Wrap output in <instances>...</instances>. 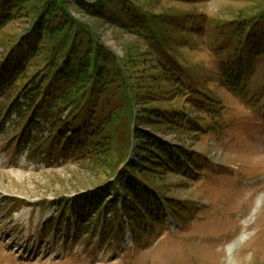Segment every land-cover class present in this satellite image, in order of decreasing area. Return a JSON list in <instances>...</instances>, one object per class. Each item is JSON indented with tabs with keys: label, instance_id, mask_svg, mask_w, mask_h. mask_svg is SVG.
Here are the masks:
<instances>
[{
	"label": "rangeland",
	"instance_id": "obj_1",
	"mask_svg": "<svg viewBox=\"0 0 264 264\" xmlns=\"http://www.w3.org/2000/svg\"><path fill=\"white\" fill-rule=\"evenodd\" d=\"M146 4L151 6L142 10L143 19L156 29V46L163 45L168 55L155 52L149 62L137 63L139 68L153 69L147 73L149 79L162 65L169 72L167 59L174 54L180 59L179 68L188 70L185 78L191 72L198 86L195 101L182 97L149 104L166 112L171 108L187 111L199 126L194 123L182 128L177 123L145 130L214 162L210 168L203 160L202 164L196 161L198 173L192 169L193 174L184 178L170 173L157 182L168 197L194 203L188 204L189 215L184 222L175 220L176 230H168L166 215L165 223L152 227V236L143 237L136 246L120 243L118 238L105 239L102 227L95 232L92 224L87 227L88 234L78 238L74 230L71 235L66 229L52 232L51 221L57 217L60 199H78L112 174L111 166L115 169L119 162L115 163L118 142L115 138L108 162L95 163L86 154L78 156L71 151L60 153L57 159L47 155L44 160L39 149L31 152L29 147L7 142L19 128L14 114L0 122V264H264V97L256 103L242 99L224 87L215 72L235 50L236 42L231 48H221L225 23L255 13L264 0H202L184 5L145 0ZM77 16L89 20L84 13ZM31 19L22 17L10 23L3 31L5 38L23 34ZM99 30L103 44L120 57L129 46L139 45L137 37L118 28L105 24ZM156 46L147 43L148 49ZM245 59L250 60L252 71L246 82L248 91L263 89L264 55ZM145 82L148 84V79ZM203 92L221 99L213 109L219 120L215 125L218 122L222 127L219 133L209 131L208 121L214 116L201 102H206ZM3 102L0 97V107ZM109 102L113 109L119 105L110 97ZM141 110L138 105L137 113ZM136 122L133 118L132 125ZM50 132L45 126L41 133L35 130L32 134L39 142H47ZM9 199L27 205L16 208L7 203Z\"/></svg>",
	"mask_w": 264,
	"mask_h": 264
},
{
	"label": "trees",
	"instance_id": "obj_2",
	"mask_svg": "<svg viewBox=\"0 0 264 264\" xmlns=\"http://www.w3.org/2000/svg\"><path fill=\"white\" fill-rule=\"evenodd\" d=\"M170 1L184 5L202 0ZM150 6L145 5V0H0V97L4 101L0 122L14 114L19 119L17 132L7 142L29 147L31 152L39 149L41 155L54 159L65 151L86 154L95 163L108 162L115 138L120 144L114 148L119 154L115 163L119 162L115 169L111 166L112 174L103 184L76 201L60 199L57 221L72 217L69 221L76 225L78 235L88 234L87 227L94 222L99 228L103 217L105 239L122 235L123 216L137 228L145 229L147 217L153 219L162 213L158 197L167 198L157 182L170 173L184 178L190 174L189 166H197L199 152L171 145L156 132L145 130L177 123L182 128L198 125L196 119L186 116L187 111L175 112L171 108L166 112L149 104L182 97L195 101L198 89L194 75L190 72L185 78L188 70L179 68L180 59L174 54L167 59L169 72L162 65L149 79L147 73L153 69L139 68L137 63L149 62L155 52L168 55L163 45L156 46V29L143 19L142 10ZM78 12L91 21L79 18ZM22 17L32 18L29 29L14 38H5L6 26ZM105 24L137 37L139 45L129 46L120 57L101 40L99 26ZM225 28L220 34L224 38L221 48L236 45L223 64L215 68L218 80L246 101H261L264 88L255 92L247 89L252 71L250 60L245 58L251 55L253 60L264 55V4L249 16L228 21ZM147 43L156 48L148 49ZM202 94L206 99L202 104L214 116L208 121L209 131L219 133L222 127L218 122L215 125L219 120L213 109L221 99L207 92ZM109 97L119 102L114 109ZM135 104L142 107L138 115L133 112ZM133 118L137 119L135 128ZM45 126L50 127V139L39 142L32 133H41ZM132 137L137 140L136 159L121 169L131 154ZM114 176L117 179L112 181ZM171 206L175 212L179 210L176 204ZM109 215H113L110 221Z\"/></svg>",
	"mask_w": 264,
	"mask_h": 264
},
{
	"label": "bare ground",
	"instance_id": "obj_3",
	"mask_svg": "<svg viewBox=\"0 0 264 264\" xmlns=\"http://www.w3.org/2000/svg\"><path fill=\"white\" fill-rule=\"evenodd\" d=\"M232 247L230 246V249H231Z\"/></svg>",
	"mask_w": 264,
	"mask_h": 264
}]
</instances>
